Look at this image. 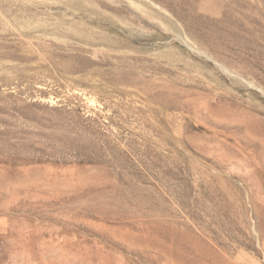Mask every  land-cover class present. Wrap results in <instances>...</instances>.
<instances>
[{"label": "rangeland", "instance_id": "374dc122", "mask_svg": "<svg viewBox=\"0 0 264 264\" xmlns=\"http://www.w3.org/2000/svg\"><path fill=\"white\" fill-rule=\"evenodd\" d=\"M0 264H264V0H0Z\"/></svg>", "mask_w": 264, "mask_h": 264}]
</instances>
